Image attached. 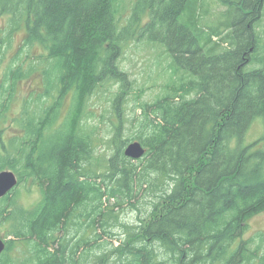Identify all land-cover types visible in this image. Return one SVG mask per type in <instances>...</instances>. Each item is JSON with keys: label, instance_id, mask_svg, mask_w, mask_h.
Instances as JSON below:
<instances>
[{"label": "trees", "instance_id": "16d2710c", "mask_svg": "<svg viewBox=\"0 0 264 264\" xmlns=\"http://www.w3.org/2000/svg\"><path fill=\"white\" fill-rule=\"evenodd\" d=\"M215 2L227 8L213 17L207 0H134L124 20L123 0H0V172L19 179L0 198V264H264V232L246 236L264 212V135L247 141L264 121V0ZM135 43L174 74L141 101L134 136L120 120L98 159L90 101L117 86L122 115L135 81L120 62ZM21 184L39 187L34 205Z\"/></svg>", "mask_w": 264, "mask_h": 264}, {"label": "rangeland", "instance_id": "374dc122", "mask_svg": "<svg viewBox=\"0 0 264 264\" xmlns=\"http://www.w3.org/2000/svg\"><path fill=\"white\" fill-rule=\"evenodd\" d=\"M216 0H207L209 7L212 11V16L218 15L220 11L227 8V4L222 2H215ZM134 0H123V14L124 20L126 19V14L129 12L130 6L133 4ZM9 16L2 15L0 13V26H8ZM212 23H215L212 21ZM264 24V22H263ZM22 28V25H21ZM260 31L262 33L264 26H260ZM26 30L24 28L17 31L15 34L9 49L7 50L6 63L12 60L15 56L19 55L22 47L23 41L26 37ZM264 35V34H263ZM264 46V41L261 42ZM44 49L40 45H36L32 48L33 54L39 55ZM121 68L129 72L130 77L135 81V88L131 93H129V101L122 107V115L118 116L116 113L112 99L116 91L117 86L114 88H103L92 96L89 107L92 111H95L94 116H89L88 120L91 125L96 126L97 135V145L99 146L97 150V158L101 159L104 157H109L113 153V145H109V140L113 136L115 125L119 124L120 120L123 121L124 128L122 134L126 137H133L135 130L129 120L137 116L140 113L139 105L141 101L153 102L156 98L164 92V85L171 79V68L168 63V58L163 57V65L158 64L157 56L154 49H150L148 46H143L139 44L130 45L120 62ZM251 66V65H250ZM251 67H254L252 65ZM1 80V72H0ZM21 88L24 95L28 94L33 86H37L38 82L36 79L23 80L21 83ZM17 102L14 107L18 106ZM68 107V102L66 104ZM134 108L136 111L134 112ZM138 112V113H137ZM9 135V134H7ZM6 135V136H7ZM264 135V121L263 119H257L250 127L247 133V141H255ZM19 200L24 206H32L41 196L39 187L36 185L28 184L19 185L17 190ZM14 194L12 193L11 196ZM127 219H136L138 215L136 213L129 212L124 214ZM264 232V212L254 216L251 219L249 230L246 236L256 235L257 232ZM2 238L5 234L0 232Z\"/></svg>", "mask_w": 264, "mask_h": 264}, {"label": "water", "instance_id": "95a60500", "mask_svg": "<svg viewBox=\"0 0 264 264\" xmlns=\"http://www.w3.org/2000/svg\"><path fill=\"white\" fill-rule=\"evenodd\" d=\"M146 153V148L140 141H134L125 148L126 156L137 160L143 157ZM19 184L17 174L13 170H3L0 172V198L6 196ZM6 247L4 239H0V255Z\"/></svg>", "mask_w": 264, "mask_h": 264}]
</instances>
